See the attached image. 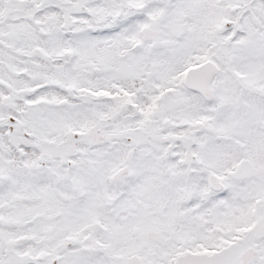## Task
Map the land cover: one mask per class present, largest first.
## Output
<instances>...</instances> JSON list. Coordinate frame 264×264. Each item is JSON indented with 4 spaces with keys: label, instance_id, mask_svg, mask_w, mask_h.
Returning a JSON list of instances; mask_svg holds the SVG:
<instances>
[{
    "label": "snow or ice",
    "instance_id": "snow-or-ice-1",
    "mask_svg": "<svg viewBox=\"0 0 264 264\" xmlns=\"http://www.w3.org/2000/svg\"><path fill=\"white\" fill-rule=\"evenodd\" d=\"M0 264H264V0H0Z\"/></svg>",
    "mask_w": 264,
    "mask_h": 264
}]
</instances>
